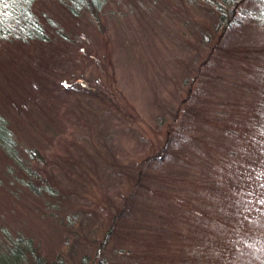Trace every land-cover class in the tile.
Segmentation results:
<instances>
[{
  "label": "rangeland",
  "instance_id": "1",
  "mask_svg": "<svg viewBox=\"0 0 264 264\" xmlns=\"http://www.w3.org/2000/svg\"><path fill=\"white\" fill-rule=\"evenodd\" d=\"M202 4L203 0H104L99 10L103 31L87 16L69 21L70 27L78 29V37L71 39L81 40L70 45L75 55L69 56L63 76L43 57L44 49L25 47L7 54L0 42V113L9 120L20 162L0 148V233L5 229L23 234L32 240L38 254L47 259L60 254L65 264H93L101 256L114 264L146 263V253L139 254L140 233L127 234L132 228L126 223L123 229H115L113 216L134 192L139 198L132 227L135 223L139 229V221L154 227L161 207L155 202L159 209L153 207L151 215V207L142 202L150 194L146 185H155L147 176L136 184L140 167L161 150L175 129L185 130L196 144V138L209 141L211 130H219L209 123L218 116L219 103H213L207 115L187 117L189 95L205 78L198 69L212 64L218 87L227 86L229 80L258 79L264 99V0H239L231 5L230 24L235 29L225 36L222 25L214 27L217 18ZM207 27H214L212 34ZM218 36L222 37L221 54L214 49ZM227 53L229 56L224 55ZM54 82L62 95L54 94ZM225 92L218 90L219 95L232 96ZM31 148L44 153L46 161H32ZM198 153L197 149L195 155L188 154L185 160L190 166L178 178L185 179L177 194L181 209H193L186 202L195 200V194L208 197L210 203L228 197V193L215 192L222 185L210 173L200 184L191 185L189 180L196 178L194 172L201 167ZM21 168H30L29 175L39 172L36 182L47 190L42 187L39 195L34 194L23 182L27 172ZM209 170L217 173L214 167ZM259 171L264 181V167ZM171 173L165 167L160 174L164 181H176ZM248 192L238 194L233 202L236 211L256 214L257 207L260 213L264 210L262 193L250 196ZM162 205V215L167 216V202ZM230 208L227 205L223 213L236 221ZM202 215L196 214L198 220L193 222L203 220ZM241 225L245 226L242 220ZM256 227L262 237L254 239L253 245L235 243L239 235L231 233L232 244L225 243L231 238L226 236L215 251L229 255L236 251L244 256L240 260L244 264H264V224ZM110 228L113 232L108 233ZM154 231H145L146 238ZM120 248L133 250L130 258L121 256ZM151 255L153 260L155 253ZM155 259L153 262H160Z\"/></svg>",
  "mask_w": 264,
  "mask_h": 264
},
{
  "label": "trees",
  "instance_id": "2",
  "mask_svg": "<svg viewBox=\"0 0 264 264\" xmlns=\"http://www.w3.org/2000/svg\"><path fill=\"white\" fill-rule=\"evenodd\" d=\"M103 1L9 0L5 6L0 7V42L3 43V47H1L3 53L8 54L14 50L21 51L25 47H34L35 50L44 49V52L41 53L43 57L45 56V58L51 60L52 65L61 72V76L65 75L63 70L69 68L70 65L68 64V58L75 55L70 45L81 40L75 38L78 37V29L74 28L73 25L70 27L69 21H76V19L79 20V18L87 16L96 25H99V30L103 31V23L99 14ZM238 1L203 0L202 7L206 8V11L212 15L211 17L217 18L214 27L222 25L223 36L235 29V26L232 27L230 24L234 15L230 6L236 5ZM45 4L46 7L44 8ZM47 4L49 7H47ZM225 5L229 6L230 12L228 14L225 13L227 12ZM47 9H50L51 12ZM60 9L63 10V14L58 15ZM207 28L206 31L209 30V34H212L213 29ZM71 36L75 37L71 39ZM219 38L218 36L219 41L214 45V49L218 51V54H221L222 37ZM224 55L229 56V53ZM38 56L39 53L32 55L33 59ZM237 57L238 55H234V58ZM63 61H65L64 64ZM30 63L34 64V60ZM0 67H3V64H0ZM213 68L214 66L211 64L207 69H198V73H202L205 78L198 83L197 90L189 95L190 101L187 105L190 111L187 117L190 118L191 115L200 113L207 115L213 108L212 104L219 103L220 107L216 111L218 116L209 120L212 127H220L219 130H211L209 141H201L196 138L197 145L193 140L194 137L190 134L186 135L185 130L175 129L167 135V140L161 150L154 157L148 158L144 166L140 167L136 184H142L140 180L147 176L155 185L154 188H160L158 191L153 192L154 188L146 185V190H149L150 194L142 198V202L151 207V215L154 213L153 207L156 211L161 207V212L157 213L158 221L155 226L147 227L139 221L141 223L139 229L136 228L135 223L132 227L131 220L135 218L134 209L136 200L139 198L136 197L134 192L113 216L112 224L115 229H118V227L123 229L125 227L124 223H126L128 228H132L131 230L128 229L127 234L137 235L140 233L137 236L140 244L139 254L146 253L144 255L146 257L145 264H244V260L240 261L244 256L237 255L236 251H232L230 255L223 251L217 253L215 247L221 245L218 242L229 236L231 238L225 239V243L232 244L231 233L239 235L238 241H235L237 244L253 245L254 239L262 237L256 224H264V210H260V213H258L257 207H255L256 214H251L249 211V215H245L236 211L234 205L236 203L233 202L238 198V194L244 190L249 191L250 196L257 192L262 193L260 197L263 196L261 199L264 200V188H262V182L264 181L260 180L259 176V168L262 170L264 167L263 85L258 79L247 77L245 80L238 82L229 80L227 86L220 85L221 87H218L219 82L215 81ZM194 80L196 79L191 82L193 83ZM220 88L226 91L225 94L230 93L232 96L219 95L218 90ZM215 89L218 90L214 91ZM52 90L56 96L63 94L62 89L55 82ZM16 144L9 120L0 113V148L8 157L20 164L19 158H16ZM197 149L201 167L194 172L196 178L189 180L191 185L200 184L209 177L208 174L210 173V176L222 185L215 192L228 193V197L226 201L210 203L207 200L208 197L201 198L195 194V200H191L190 203L189 201L186 202V204H191L190 207L193 209H181L179 204H183L177 194L185 179L178 178H180L179 175L183 172V168L187 164L190 166L185 158L188 157L189 153L195 155ZM28 154L32 161L39 163H43L47 159L46 155L37 148L29 149ZM151 159L154 161L153 163ZM165 167L172 169L171 178L177 179L176 181L167 182L163 180L160 173L164 172ZM210 167H214L217 173H212L209 170ZM148 168L150 171L147 170ZM21 169L27 172L23 182L34 194L39 195L42 187L46 189L42 184L36 182L40 177L39 172H32L33 174L29 175L28 170L30 168L28 170ZM164 201L167 202L168 206L167 216L171 215L172 218L167 217L165 214L162 215L164 212L162 204L166 203H163ZM174 201L177 203V205H174L177 206L175 212L173 210L174 206L169 205ZM155 202L160 203L158 204L159 207L155 205ZM193 203L195 204L193 205ZM229 204H231L230 214L235 215L236 221L228 219L229 215L225 216L223 213ZM196 214H203L204 219L193 222L198 220ZM139 218L140 216L136 218V221ZM241 220L245 226L241 225ZM149 228L155 229L150 234V239L146 238L147 234L145 233ZM111 232H113V229L110 228L108 233ZM196 246L197 248L193 249ZM119 251L124 258H130L129 254L133 252L130 248L127 250L120 248ZM161 251L166 252L167 255H163ZM151 253H155L153 260L157 258L160 262L155 263L150 260ZM2 256H7L8 259L2 260ZM166 258L167 263L164 261ZM186 258H189L190 261H184ZM0 264H65V261L60 254L55 255L52 259H47L37 253L29 237L17 232L11 234L2 229L0 233ZM93 264L114 263L106 262V257L101 256Z\"/></svg>",
  "mask_w": 264,
  "mask_h": 264
},
{
  "label": "snow or ice",
  "instance_id": "3",
  "mask_svg": "<svg viewBox=\"0 0 264 264\" xmlns=\"http://www.w3.org/2000/svg\"><path fill=\"white\" fill-rule=\"evenodd\" d=\"M8 2L9 0H0V7L5 6Z\"/></svg>",
  "mask_w": 264,
  "mask_h": 264
}]
</instances>
